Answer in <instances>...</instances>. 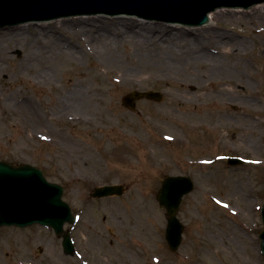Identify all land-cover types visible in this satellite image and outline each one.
<instances>
[{
  "label": "rangeland",
  "instance_id": "rangeland-1",
  "mask_svg": "<svg viewBox=\"0 0 264 264\" xmlns=\"http://www.w3.org/2000/svg\"><path fill=\"white\" fill-rule=\"evenodd\" d=\"M163 26L172 29L170 24L154 28ZM210 26L191 33L206 35L210 45L224 37L246 44L238 55L219 60L233 70L231 94H216L210 81L199 79L204 68L198 63L164 72L153 51L135 49L132 43L116 47L118 63L92 52L78 59H53L51 83L36 79L37 67L19 68L17 54H10L0 72V160L40 169L48 182L63 188L62 200L78 221L64 227L74 243L73 256L63 253L61 239L49 228H0V264H264L259 240L264 203V15L224 16ZM21 27L25 33L37 29ZM210 45L206 48H216ZM79 46L84 47L83 42ZM129 69L136 74L124 80L120 75ZM74 71L85 73L92 96L80 115L61 112L52 100L56 89L65 90L66 78ZM149 90L160 92L162 100H138L134 111L122 105L123 96ZM14 92L32 98L40 115H20L12 103ZM213 105L225 111L213 117L197 113ZM228 157L250 162L229 166ZM167 175H185L194 182L179 208L185 229L175 253L164 238L165 211L155 201ZM102 185H122L125 190L121 196L90 198Z\"/></svg>",
  "mask_w": 264,
  "mask_h": 264
},
{
  "label": "water",
  "instance_id": "water-1",
  "mask_svg": "<svg viewBox=\"0 0 264 264\" xmlns=\"http://www.w3.org/2000/svg\"><path fill=\"white\" fill-rule=\"evenodd\" d=\"M261 8L264 0H0V31L21 26H53L56 20L73 21L74 18H133L145 24H170L186 33L197 30L210 20V13L230 11L231 8L249 12ZM251 6V7H250ZM15 25V26H14ZM203 27H211L210 22ZM141 99L161 101L158 92H132L122 98V105L135 110V102ZM241 161L228 159V164ZM194 185L186 176H165L156 194L159 207L166 211L165 240L168 248L176 252L182 242L183 225L177 218L183 196L192 192ZM123 186L95 188L92 198L121 195ZM61 186L46 181L42 171L30 165L11 166L0 161V228L15 226L24 228L33 224L51 227L56 236L63 238L65 254L73 253L69 233L64 224L75 223L70 206L62 201ZM264 227V204L261 208ZM261 254L264 257V228L259 235Z\"/></svg>",
  "mask_w": 264,
  "mask_h": 264
},
{
  "label": "bare ground",
  "instance_id": "bare-ground-1",
  "mask_svg": "<svg viewBox=\"0 0 264 264\" xmlns=\"http://www.w3.org/2000/svg\"><path fill=\"white\" fill-rule=\"evenodd\" d=\"M261 15H264V5L261 8L257 6L250 13L220 11L210 13L208 18L212 23H217L224 16H236L242 19ZM36 28H33V33H25L22 27L19 31L16 28L13 30L6 28L4 31H0V72L4 69L5 61L10 59V54L16 53L19 68L33 69L37 67L36 79L42 83H51L54 76L51 65L53 59L64 61L78 59L82 57L83 53L92 52L97 57H103L111 63H118L116 47L126 42L134 44L135 49L149 50L151 54L154 52L158 60L157 63L165 69L164 72L174 71L182 63H198L200 68H204L203 73L198 75L199 79L210 81L213 91L216 94L224 95L233 92V90L231 91L232 78L230 77L233 70L230 66L221 65L220 57L242 52L246 46L245 42L229 37H224L219 42L210 45L206 42L207 37L204 34L196 36L191 32L184 33L179 30L174 32L167 26L156 29L145 22L121 19L119 21L118 18H115L114 21H110L109 18L57 20L53 26L39 25ZM66 35L71 36L74 41L67 39ZM80 42H83L84 47L79 46ZM207 45L216 48L208 49ZM219 46H225L223 51L217 50ZM135 72L134 69H129L120 76L127 80L135 76ZM85 77L83 71H74L66 78L65 90L56 89L53 92L52 100L59 104L58 110L61 107V112L80 115L83 103L92 99ZM4 83H8L7 78ZM226 87L230 89L227 90ZM232 87L234 88V86ZM230 102L227 101L225 104ZM12 103L22 116L40 115V110L26 93L14 92ZM224 111L223 106L213 105L201 108L197 110V113L213 117ZM190 112L192 111L189 110L188 113ZM243 200L246 202L245 198ZM248 210L251 212L253 208L248 207Z\"/></svg>",
  "mask_w": 264,
  "mask_h": 264
}]
</instances>
